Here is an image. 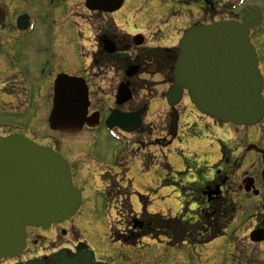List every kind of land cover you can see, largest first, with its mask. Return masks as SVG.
Wrapping results in <instances>:
<instances>
[{
	"label": "rangeland",
	"instance_id": "374dc122",
	"mask_svg": "<svg viewBox=\"0 0 264 264\" xmlns=\"http://www.w3.org/2000/svg\"><path fill=\"white\" fill-rule=\"evenodd\" d=\"M231 1L233 0L228 2ZM186 6H189L188 0H125L122 9L112 17L117 26L127 34L134 37L138 34L144 35L150 47L166 49L177 47L176 41L179 44L181 38L178 37L183 34L182 30L185 27L189 28L188 26L194 22L190 21L188 14L195 15V10L192 5ZM72 8L73 6H67L66 12L60 15L42 18L41 36L36 38V41L42 44L70 43L71 47L80 50L79 64L84 70L88 69L90 64L86 61L88 59L86 53L89 55L92 43L94 45L96 43V32L91 28L94 19L91 20L89 16L82 17L84 23L74 20ZM88 23L90 28L87 26ZM134 56L133 52L132 57ZM132 62L134 63V60ZM103 71L97 72L100 78L92 81L90 88L92 99L95 92L100 93L99 97L104 101V105L100 106L104 108L105 115L106 110L115 104L114 97L122 82L123 72L121 68L109 74ZM133 82L136 89L146 86L147 90L140 93L141 98H157L149 105L146 122L142 128L144 133L140 137L132 138V144L142 139L138 140L144 147L142 155L144 158L141 156V162L137 158L139 157L137 153L129 150L125 140L128 136L123 133H118L122 138L114 137L104 127L93 131L86 129L78 135L48 133L50 130H46L44 135L52 137H46L47 146L53 144L57 148L61 147L64 157L70 160L71 166H75V173L77 172L79 178L84 177L86 183L80 186L81 206L70 222L52 228H39L43 231L30 230L31 250L39 256L50 255L62 248L72 249L82 241L95 255V262L101 264H264V254L251 245L248 239L249 229L256 220L253 216L255 213L253 207H256V204L260 207L261 203L256 202L258 199L255 197L238 191L236 184L231 186V189H235L233 199L238 207L233 229H230L226 236L212 240L208 244L195 247L186 244L172 246L163 238L158 241L147 237L135 247L111 238L112 227L115 230L129 229L130 225L127 222L133 214H130L131 208L127 207L126 203L130 195L135 214H141L143 206L144 211L147 208L149 214L173 217L182 214L181 186L190 182L184 168L198 166L192 163L194 162L192 159L195 158L194 155L191 156L194 153L192 143L197 139H193L195 133L188 127L189 104L186 97L174 111V114L181 118L180 125L179 120H176L179 130H176L177 134L170 135L169 116L173 110H167L168 105L164 100L170 85L163 77L143 74L135 77ZM141 98L139 100H143ZM135 104L133 102V107ZM127 108L124 107V110ZM4 121L5 118L0 117V122ZM178 136L181 142L176 141L175 138ZM212 136H224L232 142L240 137L235 138L233 129L220 131ZM203 139L205 144L199 142L197 146L194 144L198 151L210 152L212 148L217 149L214 138L204 135ZM157 159H161L160 162ZM167 162L170 165H167ZM156 163L157 165H154ZM203 163L204 160L201 164L202 170ZM113 170L114 172L107 174ZM173 171L182 175L171 174ZM102 176L106 185L111 186V190L115 187L112 193L109 191L108 195L112 198L111 200L109 198L110 202ZM182 189L184 197L189 194L186 188ZM135 219L139 220V216H135L133 220ZM62 230H66V236L62 237ZM35 243L37 246H34ZM254 248L257 249L256 253L253 252Z\"/></svg>",
	"mask_w": 264,
	"mask_h": 264
},
{
	"label": "water",
	"instance_id": "95a60500",
	"mask_svg": "<svg viewBox=\"0 0 264 264\" xmlns=\"http://www.w3.org/2000/svg\"><path fill=\"white\" fill-rule=\"evenodd\" d=\"M123 1L87 0L86 6L92 11L113 13L122 7ZM254 19L247 18L243 26L225 22L194 26L186 32L173 68L174 85L167 94L171 106L180 102L185 89L191 91L197 85L192 99L204 113L238 126H252L261 119L262 79L247 34L252 23L257 22ZM135 42L141 45L142 39L137 37ZM104 43L105 52H115L113 42L104 40ZM137 71L138 67H132L128 75L133 76ZM59 79L49 126L56 131L75 133L86 123L90 127L97 125V119L87 118L90 104L84 81L67 76ZM117 92L118 105L132 99L129 84H121ZM145 110L132 114L111 111L107 125L132 132L141 126ZM70 175L67 162L53 150L37 147L18 136L0 138V257L24 249L27 226L59 223L76 213L80 194L71 186ZM250 239L263 241L264 231L252 233ZM85 249L81 245L74 257L61 251L52 257L50 264H93L94 255ZM26 264L46 263L43 260Z\"/></svg>",
	"mask_w": 264,
	"mask_h": 264
},
{
	"label": "flooded vegetation",
	"instance_id": "af4514ba",
	"mask_svg": "<svg viewBox=\"0 0 264 264\" xmlns=\"http://www.w3.org/2000/svg\"><path fill=\"white\" fill-rule=\"evenodd\" d=\"M189 1L202 16L217 20L241 21L246 13L255 11L261 14V25L252 29L250 34L264 78V0H250L238 7L236 12L228 10L224 0ZM85 4L86 0H0V117L5 118L4 122H0V136L19 135L37 145L47 146L46 137L41 133L47 127L55 81L61 75L84 78L88 84L94 80L93 73H89L92 69L83 70L79 64V49L71 47L70 43L42 44L36 41L41 36L42 18L60 15L66 12L67 6H73L71 13L74 20L84 23L82 17L89 16L91 20L94 19L91 27L97 29L99 16H102L88 11ZM87 26H90L89 23ZM98 41L96 35L93 51L97 53L101 46ZM100 104L104 105L103 99L94 104L92 110L102 112L104 108ZM193 107L191 113L195 114L197 111ZM200 121L203 127L223 126L208 117H202ZM242 130L237 142L220 145L216 162L206 172L197 173L191 182L194 191L188 201L200 215L212 210L217 201L231 193L226 192V188L235 177L240 178L245 185L252 180L254 193L258 192L255 198L264 202V158L258 153L259 149L264 151V119L262 123ZM216 187H220L219 196L206 194L207 190L211 192ZM237 188L240 192L244 190L243 186ZM255 217L249 232L264 228L263 210ZM132 231L136 233L138 229ZM255 246L264 253V243ZM257 249L254 248L253 252L256 253ZM28 252L20 256L21 260L14 257L0 260V264L23 263L31 258Z\"/></svg>",
	"mask_w": 264,
	"mask_h": 264
},
{
	"label": "trees",
	"instance_id": "16d2710c",
	"mask_svg": "<svg viewBox=\"0 0 264 264\" xmlns=\"http://www.w3.org/2000/svg\"><path fill=\"white\" fill-rule=\"evenodd\" d=\"M141 58V57H140ZM142 62L152 63V67L157 69L158 72L162 71V67L168 69L169 73L171 71L172 63L174 60V52H165V51H143L142 52ZM144 220L146 224L140 235L149 236L153 239H158L160 237L167 238L172 245H177L181 242H192L195 238V235H200V225L199 224H187L180 222L178 220L166 219L162 216L154 215L147 216L144 215ZM217 236V233H213L208 237L202 238L199 243H206L210 239ZM126 242H128L125 239ZM135 244L134 241L129 242Z\"/></svg>",
	"mask_w": 264,
	"mask_h": 264
},
{
	"label": "bare ground",
	"instance_id": "6f19581e",
	"mask_svg": "<svg viewBox=\"0 0 264 264\" xmlns=\"http://www.w3.org/2000/svg\"><path fill=\"white\" fill-rule=\"evenodd\" d=\"M165 82L167 83V81L165 80ZM167 96V95H166Z\"/></svg>",
	"mask_w": 264,
	"mask_h": 264
}]
</instances>
